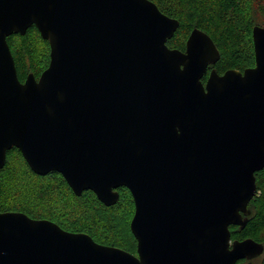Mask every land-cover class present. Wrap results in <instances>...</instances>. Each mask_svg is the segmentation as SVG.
Returning <instances> with one entry per match:
<instances>
[{
    "label": "water",
    "instance_id": "water-1",
    "mask_svg": "<svg viewBox=\"0 0 264 264\" xmlns=\"http://www.w3.org/2000/svg\"><path fill=\"white\" fill-rule=\"evenodd\" d=\"M35 26L50 46L21 82L8 37ZM151 0H0V172L18 149L106 207L130 191L137 255L46 219L0 212V264H238L264 253L243 230L264 169V27L254 67L223 75L212 38Z\"/></svg>",
    "mask_w": 264,
    "mask_h": 264
},
{
    "label": "trees",
    "instance_id": "trees-1",
    "mask_svg": "<svg viewBox=\"0 0 264 264\" xmlns=\"http://www.w3.org/2000/svg\"><path fill=\"white\" fill-rule=\"evenodd\" d=\"M151 1L157 5L163 14L179 21V27L175 35L167 43L169 48L185 51L187 39L193 29L198 28L212 38L220 51V59L215 65L219 74H224L232 69L243 71L255 65L253 28L255 26L264 27V24L260 25L256 20V14L259 13L264 22V0ZM7 41L21 82L26 80L29 73H33L36 78H39L42 72L48 68L50 46L47 41L42 39L35 26L31 27L24 36L13 35L8 37ZM40 47L45 50V60L44 58L40 59L38 55ZM15 156H19L29 176L46 182L39 186L36 193L37 198L44 202L51 200L54 193L53 190L57 186L73 194L81 204L88 206L93 203L97 205L100 211L108 213H115L124 207V195L126 193L132 198L130 191L126 188L121 190L119 202L112 207L103 205L91 191H85L78 197L72 192L61 174L36 175L31 171L20 151L13 149L8 152L6 165L0 172V212H22L33 219H40L38 212L28 205L17 204L16 207H9L4 204L5 181L7 177L14 175L13 158ZM256 178L258 193L249 205L251 215L249 216L248 224L243 230L239 227H231V231L233 240L252 238L264 245V169L256 174ZM95 219L96 217H93L92 221ZM52 222L58 224L66 231L73 232L67 229L61 221L53 220ZM86 225L89 228L91 224ZM81 233L90 235L99 244L113 247V245L99 242L93 233L88 230ZM131 235L134 239L137 253V241L132 233ZM255 261L258 262L257 264H264V253L258 259L240 261L239 264H252Z\"/></svg>",
    "mask_w": 264,
    "mask_h": 264
},
{
    "label": "rangeland",
    "instance_id": "rangeland-1",
    "mask_svg": "<svg viewBox=\"0 0 264 264\" xmlns=\"http://www.w3.org/2000/svg\"><path fill=\"white\" fill-rule=\"evenodd\" d=\"M256 20L260 25L264 24L259 13L256 14ZM44 52V48L40 47L38 51L40 59L45 60ZM13 167L14 175L7 177L5 181L3 198L5 205L9 207H16L17 204L28 205L38 212L40 219L61 221L67 229L75 233L88 230L99 242L137 255L130 231L135 207L129 194L124 195V207L115 213L102 212L93 203L83 205L73 194L58 186L53 190L51 200L44 202L37 198L36 193L39 186L46 182L29 176L19 156L13 158ZM93 217L96 219L92 221ZM86 224L91 225L88 228ZM257 263L255 261L252 264Z\"/></svg>",
    "mask_w": 264,
    "mask_h": 264
},
{
    "label": "flooded vegetation",
    "instance_id": "flooded-vegetation-1",
    "mask_svg": "<svg viewBox=\"0 0 264 264\" xmlns=\"http://www.w3.org/2000/svg\"><path fill=\"white\" fill-rule=\"evenodd\" d=\"M254 67V66H253ZM247 69V68H246ZM212 70H216V68H215V65L214 66H210L209 68H208V71H207V73L205 74V76H204V78H203V82L204 83H206V81L208 80V78H209V75H210V73H211V71ZM217 71V70H216ZM239 71H241V70H239ZM244 71V70H243ZM243 71H241V72H243ZM218 73V72H217ZM219 74V73H218ZM220 75H223V74H220ZM124 188H121V189H119L118 191H119V193H120V196H121V190H123ZM135 214V213H134ZM239 264V263H238Z\"/></svg>",
    "mask_w": 264,
    "mask_h": 264
}]
</instances>
